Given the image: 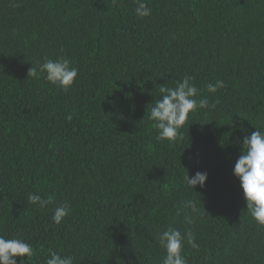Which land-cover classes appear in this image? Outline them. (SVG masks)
I'll list each match as a JSON object with an SVG mask.
<instances>
[{"label":"trees","instance_id":"16d2710c","mask_svg":"<svg viewBox=\"0 0 264 264\" xmlns=\"http://www.w3.org/2000/svg\"><path fill=\"white\" fill-rule=\"evenodd\" d=\"M145 2L141 19L135 0H0V234L32 245L22 264L49 249L74 264H160L168 227L195 232L188 264H264V227L232 173L243 137L264 131V0ZM60 56L78 68L68 91L27 76ZM186 75L215 107L157 142L159 86ZM197 171L208 175L194 192L184 177ZM189 199L201 210L191 226L177 214Z\"/></svg>","mask_w":264,"mask_h":264},{"label":"clouds","instance_id":"9594fccd","mask_svg":"<svg viewBox=\"0 0 264 264\" xmlns=\"http://www.w3.org/2000/svg\"><path fill=\"white\" fill-rule=\"evenodd\" d=\"M135 4L134 12L137 18L142 19L151 15L152 10L145 0H135ZM29 75L34 78L43 76L47 82L68 91L78 75V68L64 56L56 59L45 57L37 67L30 68L27 76ZM193 80L192 76L186 75L181 81L176 82L175 87L159 86L160 99L152 103L153 106L148 114V119L155 122L157 142H174L180 137V129L191 112L198 108L215 107V104L210 105L206 96L199 100L195 98L198 89ZM225 86L224 81L217 80L215 84L209 83L205 87L208 93L214 94ZM70 118L69 116L68 119ZM232 173L239 181L247 212L257 225L264 227V131L255 129L250 135L243 137L240 143V155ZM207 175V172L197 171L191 178L187 174L184 180L188 188L194 191L197 186L204 187ZM27 200L39 209H44L52 203L51 197L45 199L36 193H29ZM200 211L198 203L189 199L182 202L177 214L183 215L184 224L191 226L195 224ZM68 213V205L61 204L53 210V222L61 223ZM195 241L196 234L191 227H186L184 231L176 227H168L159 232L157 242L164 252L160 264H188L182 254L183 249L185 245L198 249L199 245ZM33 256L34 249L30 243L20 237L6 238L5 235L0 234V264H17V258H21L20 264H22L24 258L31 259ZM44 264H74V258L49 249Z\"/></svg>","mask_w":264,"mask_h":264}]
</instances>
